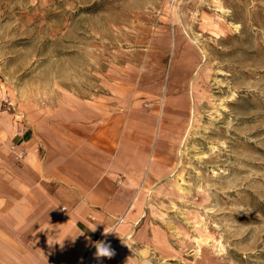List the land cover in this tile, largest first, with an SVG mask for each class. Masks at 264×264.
I'll return each instance as SVG.
<instances>
[{
    "label": "rangeland",
    "instance_id": "obj_1",
    "mask_svg": "<svg viewBox=\"0 0 264 264\" xmlns=\"http://www.w3.org/2000/svg\"><path fill=\"white\" fill-rule=\"evenodd\" d=\"M83 104L161 119L117 264H264V0H0V180Z\"/></svg>",
    "mask_w": 264,
    "mask_h": 264
},
{
    "label": "crops",
    "instance_id": "obj_2",
    "mask_svg": "<svg viewBox=\"0 0 264 264\" xmlns=\"http://www.w3.org/2000/svg\"><path fill=\"white\" fill-rule=\"evenodd\" d=\"M160 124L83 104L19 131L28 155L18 179L0 180V264H94L105 226L117 232L116 252L97 264H117L118 238L131 237L130 223L144 214L141 183L159 174Z\"/></svg>",
    "mask_w": 264,
    "mask_h": 264
},
{
    "label": "clouds",
    "instance_id": "obj_3",
    "mask_svg": "<svg viewBox=\"0 0 264 264\" xmlns=\"http://www.w3.org/2000/svg\"><path fill=\"white\" fill-rule=\"evenodd\" d=\"M92 231H95V227L92 229ZM111 233H117L114 228L106 227L104 228V235L107 236ZM94 247L96 248L95 256L97 259L102 257L111 258L114 255L113 250L111 249V246L106 243L105 241H98L95 242ZM138 264H142V262L138 261Z\"/></svg>",
    "mask_w": 264,
    "mask_h": 264
},
{
    "label": "built area",
    "instance_id": "obj_4",
    "mask_svg": "<svg viewBox=\"0 0 264 264\" xmlns=\"http://www.w3.org/2000/svg\"><path fill=\"white\" fill-rule=\"evenodd\" d=\"M36 151L39 150L38 148L35 149ZM124 218L123 217H120L117 219V223H123L124 222ZM99 241H105L106 243H109L111 242V234H108L107 236L104 235V232L102 233V235L100 236V240Z\"/></svg>",
    "mask_w": 264,
    "mask_h": 264
},
{
    "label": "bare ground",
    "instance_id": "obj_5",
    "mask_svg": "<svg viewBox=\"0 0 264 264\" xmlns=\"http://www.w3.org/2000/svg\"><path fill=\"white\" fill-rule=\"evenodd\" d=\"M95 253H96V248H94V251H93L92 255H93V258H94V264H97L99 262V259L96 258Z\"/></svg>",
    "mask_w": 264,
    "mask_h": 264
}]
</instances>
